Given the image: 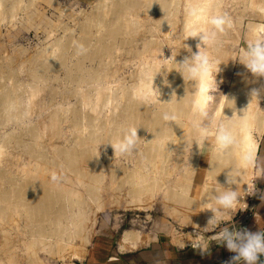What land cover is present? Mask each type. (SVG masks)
I'll list each match as a JSON object with an SVG mask.
<instances>
[{
  "label": "rangeland",
  "instance_id": "1",
  "mask_svg": "<svg viewBox=\"0 0 264 264\" xmlns=\"http://www.w3.org/2000/svg\"><path fill=\"white\" fill-rule=\"evenodd\" d=\"M115 1L116 0H4L0 5V97L5 95V93L12 91V93L18 99L17 101L19 107L16 109V112L19 116L15 118L16 120L12 118L14 122L12 119L8 118L5 112L1 113L0 116V152H2L0 154V169L6 175L5 176L3 173L4 178L11 177L15 180L17 178L20 181V177H23L22 170L32 169L34 165V160L32 157H35V155L36 157L42 156V160L44 159L46 163H51V161H54L52 158L55 157L54 151H56V148H61L63 150H69L70 148H73L74 145H76V142L74 143V141L77 136L82 135L85 137L90 131V127H88V117L90 115L97 117L96 122L98 124H101L102 121L105 123L108 119H111V117H113V98H117L118 96V98H121L123 93L125 91L129 92L130 89H132V93L137 92V85L139 83L140 76L143 75L142 72L144 68L146 70V67L152 65H158L159 68V60L162 57L163 52L164 58H170L172 53L175 55L179 52L176 60L177 62H182L185 58L190 56V53L187 50L188 48L191 49L192 53H196L198 51L197 46L201 45L199 38H189L184 41L186 37L183 31V6L187 1L178 0L179 3H177V7H173L172 9L174 11H171V20L169 21L172 22V25L170 22L169 23L172 27L170 25V27L168 26L169 29H171L170 31L168 30L169 32H162L161 29L155 24L157 21L155 20L156 17L154 14L151 15L152 13H148L146 10H140V12L138 11L135 13L136 15L132 13L133 15H130L131 18L129 15L127 16L129 17L128 20H132L131 22L136 20L135 23L137 25L140 23V25H138L139 27L137 26L139 31H137V35L135 36L136 38L133 36V40H131L130 37L121 36L115 41V44H113L112 39L108 43L111 51L110 56L108 55V57L104 58L105 60L102 59L103 62L97 59L93 62L86 61L83 64L88 70L97 69L99 66H101L102 69H98L100 71L102 70L100 78L102 79L103 77V79H99L97 82H95L96 84L82 83V85L77 83L75 84V82L73 83L72 81L68 80L66 75L67 71L70 69V67L72 68V66L78 62L81 57L80 55H82L81 52L76 51L75 45L76 41L79 39V37H81V32H83L82 29L84 25H86L85 22L92 18L91 16L94 15V12L99 14L98 11H101L104 6L110 5ZM215 1H217V3L221 1L223 3L220 5L219 10L227 12L231 18L232 26L228 31L232 29L230 37L232 36L231 39L234 38L232 42H236V45L232 44L229 39L228 42L230 43H228L225 35L220 37L221 45L223 47L226 45L224 47L225 51L229 53L225 56V60L227 57L228 59L226 61L223 60V62H225L223 64H231L232 70L225 71L224 69V71L219 72V93L226 95L229 89L233 87V85L230 84L228 78H230L231 82L238 79L245 80L247 82H264V77L254 76L237 59L239 51L244 46V43L249 36V23L252 22L264 25V1ZM201 2L206 3V0H202ZM210 4L212 5L211 2ZM104 29L105 28L101 29V27L98 28V31L97 28L93 29L91 33V37L93 36V38H91L90 48H94L96 46V41L101 36H106L104 32H107V30ZM171 32L172 36H170ZM66 39H68L70 42H68ZM61 41H67L70 43L68 44V46L70 45V48L68 47L69 50L67 49L65 52L62 51L64 54L63 58L66 56L64 60L63 58L62 60H59L60 57H58L61 52L59 53L57 47L58 43ZM71 41L72 45L75 43L73 46L71 45ZM183 41L187 46L186 48H181L183 46ZM144 43H147V47ZM221 45H218L217 47L220 48ZM209 51L215 56L214 48L210 49ZM56 54L59 55L57 56ZM39 60L40 62H44V64L49 67H53L55 65L57 66V64L61 63L60 61H63V69L60 68L57 73L55 72L56 74L52 73V76H46V79H33V81L32 78H30L29 70L33 63L35 64V62ZM255 92L257 93L258 91ZM100 94L103 95V102H98V96H100ZM84 96L88 98V100L84 99ZM143 96L147 100H145V102L148 105L152 106L155 104L146 94ZM257 96L258 100L256 106L264 113V95ZM75 113L81 118L78 128L73 127V123L76 119ZM74 116L75 118L73 119ZM78 130H80V132ZM77 132L79 135H77ZM51 133L53 136H51ZM97 134H99L98 137L100 136L102 138L99 140L100 143L97 141L91 144H86V146L89 147L90 151L93 152V155L96 158V165L98 164L97 166H99V168L97 167L98 171L102 176H104L102 181L103 183L100 184L102 189L100 188L101 194H99L101 197L99 198L100 201L98 200L99 203L89 201V207L91 208L89 209V211H91L90 214L97 213L94 217H96L95 219L98 218L95 222L94 228L92 229V233L94 235L92 242L90 246L86 248L87 252L85 257L80 261L75 260L72 255L67 256L65 259H63V261L57 257H52L50 255L48 256L43 252H39L38 257L44 264H84L88 259L95 242L111 244L113 252H116L122 235L127 231L141 233L143 243L138 245L140 247H137V250L157 242H163L165 244L176 246L171 242H174L175 238H184L188 240L189 237H195L197 233L203 235V237L200 239V244L208 243V246L212 247V245L221 244L215 239V235L222 228L227 227L230 231L243 232L245 226L248 225L250 219L249 217L252 211L251 202L255 197L256 192L259 190L262 181L264 180V132L258 140V152L255 158V164L253 166V179L256 181L253 186L255 187V192L253 191L249 196L246 197V207L240 206L243 209H237L233 211L230 221L223 222L217 227L209 226V224H207L203 227L196 228H194L191 224H188L187 221L183 220V218L181 219V217L177 216L175 213L176 211L181 214L185 212L183 209H179V207H177L174 202L172 203L171 201H167L169 199H166L167 197L165 193L167 188H174L175 182L180 178L181 175H184L186 170L191 166L192 163L190 159L193 157L199 158L201 155L203 157L207 154V150L204 147L201 149L202 153L200 154L194 152L195 146H193L191 153L189 150L187 158L182 162L179 170L174 171L176 155H174L175 153H172L173 155L169 156V162H167L169 163L168 166H166V163L163 165L164 168L162 169L163 166L160 164L161 168H155L153 171L154 166H152L153 164L151 160L146 156L144 144H141V146L139 145L138 149L131 155H121L117 153L118 155L116 154L115 156L113 147L108 144L109 140L106 137L107 134L103 132L101 134L100 132ZM54 135L56 136L54 137ZM9 138L13 139L9 140ZM2 142L5 143L3 144ZM142 142L146 143V141ZM99 145L101 146L99 147ZM148 161L149 163L151 162V166L149 163H147ZM158 161L162 160L159 159ZM139 162H141L140 167L142 170H140V167H137V165L139 166L140 164ZM47 166L45 174H47L48 179L50 178L49 180H53L52 176L55 174L57 177L56 180H61L62 186H68L71 188L70 180L74 181L72 174H70L65 169L60 170V172L55 168H53V170L51 168L53 167L51 164L49 165L51 167ZM201 168L205 169L206 165L202 164ZM135 169L140 171V174L143 172V174L147 176L146 179L150 183L152 181L161 183L164 182L165 184H163L167 188L164 187L162 190H155L150 193L148 191V193L142 192V194H140L141 200L135 202L136 204L133 203L134 201H132L127 195L129 192V186L127 183L125 184V182L127 175L130 174L132 170V172L136 171ZM156 169H158V171ZM262 170L263 175L262 181L260 182ZM2 171H0V173H2ZM163 171L165 175L162 174V176L160 172ZM187 177L188 176L185 178ZM198 178L199 177L192 180L189 190H193L194 184L203 186V183L212 182V180L209 178L204 179L203 177L201 181V178ZM114 179H117L118 181H114ZM185 180L186 179H182L181 183L183 181L185 182ZM105 185L108 186V191L103 189ZM117 185L122 186L120 187L122 191L115 190L119 189ZM81 192L83 194V191ZM84 197L87 196L84 195ZM138 203L139 208H136ZM20 220H17L19 222H16L15 224L20 223L21 228L26 231V222L24 220H21L20 222ZM88 225L90 228V224ZM9 227L7 225L6 228L5 225V227L2 226V228H0V230L2 229V232L0 231V237L2 233L4 234V230H7V233H9V236H7L9 239L5 237L3 238L4 235H2V244L4 243L3 241L5 239H8L10 243L9 249H4L3 252L1 251L2 249L0 250L2 252L1 260L3 262H7L6 260L8 255H12V257L14 256V259L16 260L15 262H19L17 264H29L27 263L28 256L26 254V245H24L26 244L24 243L26 241L25 238L27 239V237H25L26 235L20 233L21 235L18 236V232H14ZM14 234L17 235V238ZM177 234L179 237H177ZM21 236L24 239H22ZM10 237L17 241L14 240L15 242L11 243L12 239L10 240ZM18 238H20V240ZM21 240L25 241L20 242ZM189 245H192V243ZM17 246L18 248L20 246L21 249L15 248ZM73 246L75 251H77V248H79V251L80 248H82L80 247L81 244L79 241L74 242ZM185 247L187 248L191 246ZM4 251H10L11 253L6 252V254ZM70 258L73 259L71 260Z\"/></svg>",
  "mask_w": 264,
  "mask_h": 264
},
{
  "label": "bare ground",
  "instance_id": "2",
  "mask_svg": "<svg viewBox=\"0 0 264 264\" xmlns=\"http://www.w3.org/2000/svg\"><path fill=\"white\" fill-rule=\"evenodd\" d=\"M3 1L4 0H0V5L2 4ZM210 2L212 3L214 11L217 8L219 9L220 5L223 4L221 1H220L221 3L218 2L219 3L218 4L217 1L215 0L214 2L213 0H206V3L210 4ZM112 3L110 5L104 6V8L101 11H98L99 14L94 12V15L91 16L92 18L85 22L86 25H84L82 29L83 32H81V37H79V39L76 41V45H75L76 51L81 52L82 55L79 54L81 56L80 59L78 60L76 64L72 66V68L70 67V69L67 71V74H66L67 79L72 81L73 83L75 82V84L76 83L79 85L80 84L82 85V83L92 84V83L97 82L99 79H101L100 77H101L102 70L101 71L99 70V69H102L101 66L98 67L99 69L97 68V69L88 70L84 67L85 65L83 64L86 61L93 62V61H96L97 59L102 61V59L108 57V55L110 56L111 51H110V46L108 44L110 40L113 39V44H115V41L121 36L130 37L131 40H133L132 37L133 36L135 37L137 35V31H139V29H137V26L140 25V23H138L137 25L135 23L136 20L133 21L134 23L131 22L132 20L131 21L130 19L128 20L129 18L127 17L128 15L132 16L133 15L132 13L135 14L138 11L140 12V10H143V11L146 10L148 13H152L151 15L153 14L155 15L156 17L155 20L157 21V23L155 22V24L161 29L162 32L167 33L171 30L169 29V27L172 25V22H170L169 20H171L170 16H171V11L173 10L172 9L173 5H176L174 7H177V3L179 2L178 0H116L115 2H112ZM169 22L171 23V25ZM251 23H249L250 29L255 25H262V24H256V23L251 24ZM99 27H101V29L105 28L104 30H107V32L106 31L104 32L106 36H101L96 41V46L94 48H90L91 38H93V36L91 37L92 35L91 33L93 29H96V28L98 31ZM228 30L222 36L225 35L227 42L230 39V42L236 45V42H232L234 38L231 39L232 36L230 37L232 29L230 31ZM66 40L68 41V39ZM67 41L59 42L58 47L55 45L59 53L61 52L60 55L58 54L59 56L56 54L58 57H60L59 60H62L64 56L62 51L65 52L70 46V45L68 46V44H70L68 42L70 41L68 42ZM150 41H153V40H150ZM71 45H72V41H71ZM219 45H221V43ZM81 46L83 47L84 51H81ZM224 47L221 45L220 48L218 47L214 48L215 56L218 57L222 61L225 60V56L229 54L227 53V51H225ZM113 48H114V45H113ZM58 57H57V60H58ZM60 62L61 63L57 64V66L52 65L53 67H49L46 64H44V62H40V60L36 61L35 64L33 63L34 66L32 65V67L29 70L30 78H32V80L33 79L40 80L44 78L46 79V76L48 77L49 75L52 76V73H55V72L57 73V71L63 67V64H64L62 63L63 61H60ZM231 67H232L231 64L222 63L220 65L221 71H224V69L225 71L232 70ZM158 69H159L158 65L157 66L152 65V66L146 67V70L145 68L144 70L142 69L143 70L142 74L149 73L153 70L158 71ZM218 76L219 74L217 75V82H218ZM228 79H229L230 84L233 85V87L229 89V91L226 93L225 96H227L228 99L232 101L234 105L233 104L228 105V107H230L231 109L226 108L224 110V114L229 118H231L234 114L242 117L244 112L248 109V111L245 113L246 119L243 121L244 127L242 129H238L239 138L241 141L240 148L233 155L228 157L226 160L221 161L213 153L212 141L209 140L208 145L201 146V149L204 147L207 150V154L204 155L203 157L201 155L202 158L193 157L192 159H190L192 163L191 166L186 170L185 174L181 175L180 178L175 182L173 189H168L166 186H164L165 184L164 182L161 183L157 181H152L150 183L146 179L147 176L144 175L143 172H141L140 174V171H137L135 169L136 171L132 172L133 171L132 170L131 171L132 173L130 172V174H128L129 176L127 175L125 184L127 183V185L129 186V192L127 193V195L132 201H134L133 203L141 200L140 194H142V192L150 193L155 190L156 191L162 190V188L165 187L167 188L166 193H165L167 197L166 199H169L167 201H171L172 203L174 202V204L177 205L179 209L181 210L183 209V211L185 212L181 214L176 211L175 213L177 214V216L181 217V219L183 218V220L187 221V223L191 224L194 228L203 227L209 224V221L213 218L214 214L212 213L211 210H204L203 208H201V205L203 203V201L201 200H203L205 196L211 192L213 187H218L215 184V176L218 175L219 172L223 170L224 167L233 166V167H236L237 174L240 175V178H237V183L229 185L227 182L228 173L231 171V169H226L223 173H221L217 177V183L224 188L231 187L233 190H237V188H239L240 191L245 192V195L241 198V203H244L245 205L247 204L246 197L250 195L248 194V187L252 188L256 181L253 179V173H254L253 166H246L243 163V157L248 154H251L255 161V158L258 152V140L264 131V113L257 108L256 104H257L258 96L256 97L257 100L253 99L252 91L254 90L258 91L257 95L259 96L264 95V82H253V81L247 82L245 80H239V79L233 80L231 82L230 78ZM228 79H227V82H228ZM167 80L171 84L170 88L163 86L164 76L158 77L156 80V87L159 88L162 93L160 97V101L163 103L170 102L173 92H175V95L178 101L182 99L185 95V90L188 87V85L183 80L181 74L175 70L168 72ZM131 90L132 89H130L129 92L125 91L122 97L120 96L121 98H118L119 96L117 98H113V111H112L113 117H111V119H108L107 122L104 123L101 120L103 124L101 122H100L101 124H98L96 122L97 117L94 115H90L88 117V122H89L88 127H90V131L89 132L87 131L88 134L86 133L87 135L85 137L81 135L82 136L81 137L77 132V135L79 136H77V138L74 141V143L76 142V145H74V147L70 148L69 150H66V149L63 150L61 148L60 149L56 148V151H54L55 157L54 158L51 157L52 159H54L53 162L52 161L51 163L47 162L49 163L47 164L44 159L42 160V156L36 157L34 153L35 157H32L34 160V165L31 170L30 169L22 170L23 177H20V181L17 178H16L17 181L11 177L4 178L5 173L0 169V171H2V173H0L1 174L0 175V181H1V184H0V228H2V226L5 227V225L7 228V225H8V227L10 226L9 228L12 229L14 232L15 231L18 232V236H20L21 234L26 235V236L25 235L23 236L27 237L28 241L25 238L26 240V241L24 240L25 242L22 240L20 242L26 243L24 245H26L25 246L26 251H27L26 254L28 256L27 263L44 264L41 261V259H39L38 257L39 252H43L47 254L48 256L50 255L52 257L53 256L57 257L60 260H63L67 256H71V255L77 261L78 260L80 261L85 257V254L87 252L86 248L90 246L92 242V238L94 236L92 233V229L94 228L95 222L98 219V218L95 219L96 217H94L97 213L90 214L91 211H89V209L91 208L89 207V201H92L94 203L96 202L99 203L98 200L101 197L100 191L102 189L100 184L103 183L102 181L104 178V176H102L101 173L97 169V167L99 168V166H97L98 164L96 165V162H95L96 158L93 155V152L90 151L89 147L86 146L87 143L91 144V143L97 142L102 139L100 136L98 137L99 134L97 133L99 132L100 134L102 132L106 133L107 134L106 137L108 138L109 142L111 141L112 143H115L121 126L129 124V123H134L138 127V129L141 130L139 132V138L141 142L146 141V143H150L151 141L155 139V135H156L157 136L156 142L152 144H144L145 145L144 151L146 153V156L148 159L151 160L153 164L152 166H154L153 171L155 168H159V167L161 168V166L169 162V156H170V154L165 153L163 148L159 145V135H157L158 132L166 134L169 137V139H171L172 142L174 143L176 142L175 136L177 137L178 140L181 141L179 144L169 143L167 145V151L173 154L175 153L174 155H176L175 156L176 161L174 163V171L179 170L180 165L187 158L188 151L185 152L186 145L183 143V137H184V131L186 135L189 133L188 125L185 124L184 121H181V126L184 129L183 131V129H181L174 123L170 124V127L172 128V131L175 134L174 135L171 129H168L163 124V122L160 120V112L163 110H166L167 106L156 105V104H153L152 106H150L145 102L146 99L144 96L143 98L138 97L137 92L132 93ZM102 96H103L102 94L98 96L99 98L98 102H103ZM2 97H0L1 99L0 116H1V113L5 112L9 119L17 118V116H19L16 112V109L19 108L18 101H17L18 99L15 97L12 91L5 93V95H2ZM84 99L88 100V98H86L85 96H84ZM75 116H76V119L74 123L72 120V123H73L74 128H78L81 122V118L76 113H75ZM75 116L73 117V119L75 118ZM78 131L80 132V130ZM83 135H84V132H83ZM51 136H53V134ZM55 136L56 135H54V137ZM11 139L9 138V140ZM5 141H8V140H5ZM193 146H195V149H194L195 153H200V154L202 153V151L195 144ZM1 153L2 152H0V154ZM159 159L162 161H158ZM139 163H138L139 166L137 165V167H140L141 162ZM147 163H149V161ZM50 164L53 167L49 166ZM160 164L162 165L160 166ZM202 164L206 165L205 169L201 168ZM168 165L169 163H167L166 166ZM46 166L51 167L52 169L55 168L59 172L60 170L65 169L70 174H72L74 181L70 180L71 188H69L68 186H66L68 188H66L65 186H62L61 180L60 181L59 180H49L50 178L48 179L47 174H45L46 172L45 170L47 169ZM212 166L214 167L215 170L214 172L209 173ZM163 168L164 166L162 167V169ZM140 170H142L141 167H140ZM156 170L158 171V169ZM160 173L161 175L162 174L165 175L164 171ZM186 176L188 177L185 178ZM197 177L201 178L200 181L204 177V179L206 178L211 179L212 182L203 183V186H199L193 183L194 184L193 190L191 189L189 190L190 183H192L193 179H197ZM182 179H186L185 182L183 181L181 183ZM116 180L117 179H114V181ZM68 182H69V179H68ZM117 186L119 187V189H115V190H121L120 187L122 186L121 185L120 186L117 185ZM75 188H77L78 190ZM103 189L105 191L109 190L108 186L106 185L104 186ZM81 191H83V194ZM84 195L87 197H84ZM138 205L139 203L137 204L136 208L138 207ZM191 205H192V209H191ZM233 211H235V209ZM20 219L26 222L25 223L26 224L25 228H27L26 231L21 228L20 223L15 224L16 222L18 223L19 221L17 220H20ZM224 219H229V217L225 216ZM88 224H90V228L88 227L89 226ZM19 227L22 229V232L24 233L21 232V229ZM5 232L7 233V230L6 231L4 230V234L2 233L1 237L2 235H4L3 238L4 237L8 238L7 236H9L8 235L9 233L6 234ZM14 232H11V233H14ZM200 235H201L200 233H197L195 237L188 236L189 237L188 240L184 238L183 239L175 238L174 243L179 247H185L189 243H193L196 240L200 241L201 238H197ZM12 237H10V240L12 239L11 243L12 242L14 243L15 241H17L13 239ZM177 237H179L178 234H177ZM16 238H17V235H16ZM8 239H5L3 241L4 242L3 244H2V238L0 239L1 240L0 250L2 249L1 250L2 252L4 249L7 250L10 247V243ZM18 239L20 240V238ZM76 241H79L81 244L80 247L82 248H80V251L78 250L79 248L76 249L77 251L74 250L73 243ZM141 243H143L141 233L127 231L122 235L119 241V244H118L119 245L118 249L120 251H124L125 249H135ZM15 248H18V246ZM19 248L21 249L20 246ZM1 251H0V264L19 263L18 261L17 263L15 262L16 260L14 259V256L12 257V255L10 256L8 255L7 260H6L7 262L5 261L3 262L1 260V253H2ZM6 252H10V251H4V253Z\"/></svg>",
  "mask_w": 264,
  "mask_h": 264
},
{
  "label": "clouds",
  "instance_id": "3",
  "mask_svg": "<svg viewBox=\"0 0 264 264\" xmlns=\"http://www.w3.org/2000/svg\"><path fill=\"white\" fill-rule=\"evenodd\" d=\"M183 13V31L186 37L184 41L189 38H199L202 46H197L196 53H192L188 48L190 56L182 62L176 60L179 52L175 55L172 53L170 58H164L163 52L159 60L158 71L153 70L141 76L136 89L137 96L142 98L146 94L156 105L167 106L166 110L160 112V120L171 131L170 124L172 123L181 129H183L181 121L188 125L189 133L187 135L183 129L185 152L190 150L191 153L194 144L201 150V146L208 145L211 140L213 153L219 160L224 161L240 148L238 129L244 127L243 121L246 119L245 113L248 109L242 117L234 114L229 118L224 114L226 108L231 109L228 105L233 104L227 96L219 93L217 75L221 71L220 65L225 62L214 56L209 50L219 45L220 37L231 28L232 21L227 12H222L218 8L213 11L211 4L203 3L201 0H187L183 6ZM170 36H172V32ZM184 41L181 48L187 47ZM81 51H84L82 46ZM237 59L254 76L264 77V25H255L250 29L249 36L239 51ZM173 70L181 74L188 87L184 97L179 101L173 92L170 102L163 103L160 101L162 93L156 87V80L158 77L164 76L163 86L170 88L171 84L167 80V73ZM252 95L253 99H256L255 91ZM140 131L134 123L121 126L116 142L108 143L113 147L115 156L117 153L132 154L139 145L152 144L157 141L155 135V139L150 143L141 142ZM157 135H159V145L164 152L173 155L167 151V145L169 143L179 144L181 141L175 136L176 142L174 143L161 132H158ZM243 163L246 166H254L255 161L252 155L248 154L243 157ZM226 169H231L227 180L229 185L236 184L237 178H240L236 167L233 166L224 167L215 176V184L218 187H213L211 192L201 200L203 201L201 208L211 210L214 214L209 221V226L217 227L223 222L230 221L234 209H243L239 206L246 207L244 203H241L245 192L240 191L239 188L237 190H233L231 187L224 188L217 183V177ZM214 170L212 166L209 173ZM52 179H57L55 174ZM254 188L248 187V194H251ZM225 216H228L229 219L225 220ZM202 236L197 238H202ZM215 239L218 243L225 245L230 252L236 253L235 264H260L261 257H264V231L250 233L246 230L243 232L230 231L229 228L224 227L215 235ZM207 247L208 245L204 243L197 246L202 251L207 250Z\"/></svg>",
  "mask_w": 264,
  "mask_h": 264
},
{
  "label": "crops",
  "instance_id": "4",
  "mask_svg": "<svg viewBox=\"0 0 264 264\" xmlns=\"http://www.w3.org/2000/svg\"><path fill=\"white\" fill-rule=\"evenodd\" d=\"M262 175L263 170L260 182L262 181ZM251 204L252 211L249 223L245 226L244 231L250 233L264 231V180ZM171 242L176 245L173 241ZM189 244L186 246L191 247L184 248L157 242L139 250L137 249L140 246H137L136 249H125L124 251L117 248L116 252H113L111 244L95 242L84 264H235L234 257L236 253L230 252L223 244L208 246L207 250L204 251L197 248L200 241L196 240L192 245ZM262 261H264V257H261L260 262Z\"/></svg>",
  "mask_w": 264,
  "mask_h": 264
},
{
  "label": "built area",
  "instance_id": "5",
  "mask_svg": "<svg viewBox=\"0 0 264 264\" xmlns=\"http://www.w3.org/2000/svg\"><path fill=\"white\" fill-rule=\"evenodd\" d=\"M260 264H264V261L260 262Z\"/></svg>",
  "mask_w": 264,
  "mask_h": 264
}]
</instances>
